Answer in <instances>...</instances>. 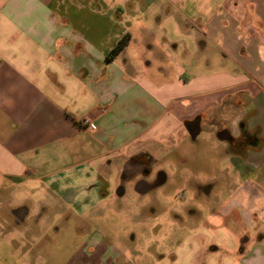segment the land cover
Returning a JSON list of instances; mask_svg holds the SVG:
<instances>
[{
  "label": "crops",
  "instance_id": "obj_1",
  "mask_svg": "<svg viewBox=\"0 0 264 264\" xmlns=\"http://www.w3.org/2000/svg\"><path fill=\"white\" fill-rule=\"evenodd\" d=\"M116 1L0 0V189L54 188V178L74 172L65 194L84 191L136 145L173 149L196 118L243 119L257 130L254 154H262L252 160L264 167V0H170L192 27L158 44L148 28H72L67 18L76 3L112 11ZM127 34V47L110 57ZM260 174L251 192L239 188L247 198H230L174 250L171 264H264L261 235L253 242L231 230L239 222L264 231ZM254 202L256 222L238 209Z\"/></svg>",
  "mask_w": 264,
  "mask_h": 264
},
{
  "label": "rangeland",
  "instance_id": "obj_2",
  "mask_svg": "<svg viewBox=\"0 0 264 264\" xmlns=\"http://www.w3.org/2000/svg\"><path fill=\"white\" fill-rule=\"evenodd\" d=\"M115 3L119 4L112 11L99 5L94 11L89 6L84 11L76 3L69 7L67 18L72 28L80 24L86 28H118L117 31L148 28L149 42L153 44L163 42V37L175 41L173 28L192 27L189 17L182 18L170 0ZM157 67L152 65L151 70ZM222 119L226 124L203 120L194 143L189 137L177 139L175 147L166 148V152L154 144L134 146L125 156L106 162L101 176L84 191L65 194L66 185L73 188L65 181L71 179L69 176L76 179L74 172L54 178L50 184L54 188L7 184L0 189V264H161L164 259L171 264L174 250L202 228L212 214H218L219 208L225 207L230 198L234 200L235 195L247 198L255 181L263 178L260 172L264 167L259 168V162L252 160L262 154H254L256 144L247 145L243 154L232 150L233 140L241 138L244 120ZM223 130L230 134L231 142L217 139L216 134ZM246 130L249 134L257 131ZM145 150L152 153L153 172L163 170L168 181L141 198L131 191V186L140 179L142 164L135 163ZM141 160L145 164L146 158ZM82 177L83 174L78 179ZM207 184L212 185L209 195H200L195 185ZM118 186L130 188L120 199L115 195ZM242 187L250 192H239ZM254 206L255 202L250 209H238L246 214V220L253 217L256 222L253 215L259 214L261 208ZM249 226L251 233L239 222L232 224L231 230L235 235L247 232L244 237L253 242H257L258 235L264 239V231Z\"/></svg>",
  "mask_w": 264,
  "mask_h": 264
},
{
  "label": "flooded vegetation",
  "instance_id": "obj_3",
  "mask_svg": "<svg viewBox=\"0 0 264 264\" xmlns=\"http://www.w3.org/2000/svg\"><path fill=\"white\" fill-rule=\"evenodd\" d=\"M197 122L199 123V125H201L199 118H196V119H194L191 122H188L186 124L185 128H186V132H187L188 137H189L188 130L189 129L192 130L195 127V124ZM200 133H201V126H200ZM200 133H199V135H200ZM255 133L256 132L249 134L247 132V130L243 128L242 133H241V138L237 141L233 140V142H232L233 149L232 150L235 151L237 154H243V151L247 145H249V144L255 145L257 143V137H256ZM216 136H217V139H219V140H221V138H228L226 131L224 132V130L222 132L221 131L218 132L216 134ZM189 139H190V137H189ZM194 142H192V143H194ZM222 142H225V141H222ZM161 151H163V150H161ZM141 155H142V156H140L141 158L142 157L146 158V160H143V161H145V164L142 163L141 158L136 159L135 164L136 165L142 164V170L139 172V175H138L140 179L134 182V184L131 186V191L136 196L142 198V197H146L147 195L151 194L152 192L156 191L157 189H160L163 186H165V184L168 181V177L163 170H158V171L153 172V169L150 167L154 162V160L152 159V153L151 152H149L148 150H145ZM163 175H165V179H164L163 184H161L160 182L162 181ZM119 189L124 190V194L121 197H117V195H116V191ZM127 189H130V188L127 187ZM127 189L124 186H118L117 188H115L116 197L118 199L124 197L125 194L127 193ZM195 189L198 191V193H200V195L205 194L207 196V195H209L210 190L212 189V185L211 184H207L206 186L195 185ZM19 213H20V211H19ZM21 213L23 214L22 211H21ZM21 216L22 215L20 214L19 217H21Z\"/></svg>",
  "mask_w": 264,
  "mask_h": 264
},
{
  "label": "water",
  "instance_id": "obj_4",
  "mask_svg": "<svg viewBox=\"0 0 264 264\" xmlns=\"http://www.w3.org/2000/svg\"><path fill=\"white\" fill-rule=\"evenodd\" d=\"M199 133H200V125L197 122L195 124V127L192 130L191 129L188 130V134H189L191 142H194L196 140V138L198 137ZM226 134H227L228 138H221L220 141L231 142L232 138L230 137V134L228 132H226ZM164 179H165V175H163V177H162V181L160 182L161 184H163ZM123 194H124V190L123 189H119V190L116 191L117 197H121Z\"/></svg>",
  "mask_w": 264,
  "mask_h": 264
},
{
  "label": "trees",
  "instance_id": "obj_5",
  "mask_svg": "<svg viewBox=\"0 0 264 264\" xmlns=\"http://www.w3.org/2000/svg\"><path fill=\"white\" fill-rule=\"evenodd\" d=\"M129 41H130V36L128 34L123 36L111 50L110 57H116L117 55H119L127 47ZM187 123L188 122L185 123V126Z\"/></svg>",
  "mask_w": 264,
  "mask_h": 264
}]
</instances>
